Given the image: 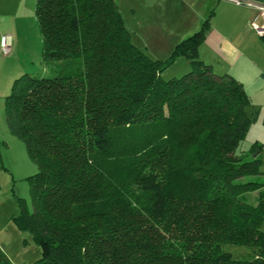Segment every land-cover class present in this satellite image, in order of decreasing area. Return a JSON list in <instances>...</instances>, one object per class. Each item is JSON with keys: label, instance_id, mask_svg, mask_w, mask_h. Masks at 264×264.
Instances as JSON below:
<instances>
[{"label": "trees", "instance_id": "trees-1", "mask_svg": "<svg viewBox=\"0 0 264 264\" xmlns=\"http://www.w3.org/2000/svg\"><path fill=\"white\" fill-rule=\"evenodd\" d=\"M35 14L44 59L83 70L24 73L5 97L37 165L13 217L41 249L30 264H264V143L239 150L260 110L199 56L212 14L167 60L133 42L116 0H36ZM179 58L191 69L164 79ZM0 264H15L1 246Z\"/></svg>", "mask_w": 264, "mask_h": 264}, {"label": "rangeland", "instance_id": "rangeland-1", "mask_svg": "<svg viewBox=\"0 0 264 264\" xmlns=\"http://www.w3.org/2000/svg\"><path fill=\"white\" fill-rule=\"evenodd\" d=\"M34 1H0V7L3 3L9 6H22L20 12L18 14L16 12L14 17L19 29L27 32L29 37L28 46L20 45L18 55L15 54L16 57L14 56L15 61L17 57L21 59L22 73L49 77L80 73L83 70L81 58L44 59L39 24L35 17ZM116 1L121 9L122 17L132 33L133 40L152 57L167 60L174 48L169 45V39L163 34L171 39L170 31L161 29L157 22L153 21V15L146 12L144 7H136V11H134V5H137L136 0ZM163 10V14L169 18H172L173 15H179L174 13L175 3L166 6ZM188 62L187 59H177L175 63L163 71V78L181 77L191 69ZM11 83L13 80L7 86L5 79H0V96L3 95L1 94L3 90L6 94L10 92ZM2 97H0V131L4 129L5 132L14 136L20 147L12 144V142L10 148L0 143L3 147L0 145V246L15 264H30L42 256L41 249L34 240L32 233L22 229L13 217L20 212L21 201L25 202L29 208L31 207L29 177L37 172V165L30 159L24 142L8 129L4 111L5 98ZM263 113L252 124L249 134L239 146L240 151H247L256 139L264 141ZM223 249L230 251L236 258H254V251L248 246L228 243L223 244Z\"/></svg>", "mask_w": 264, "mask_h": 264}, {"label": "crops", "instance_id": "crops-1", "mask_svg": "<svg viewBox=\"0 0 264 264\" xmlns=\"http://www.w3.org/2000/svg\"><path fill=\"white\" fill-rule=\"evenodd\" d=\"M174 1L136 0L137 5H134V11H136V7H144L146 12L153 15V21L157 22L161 29L169 30L171 39L165 34L163 36L169 39V45H172L173 48L178 42L198 31L212 14L204 31V39L199 45V56L205 63L212 65L217 74H231L237 78L252 98L253 104L259 108L260 116L264 111V36L257 34L251 26V20L255 17L256 10L248 6L237 5L229 0ZM256 1L264 2V0ZM174 3V13L179 15L169 18L163 14V8L170 4L174 5ZM34 4L36 7V0ZM21 8V5L16 7L4 3L0 7V37L4 34L12 36V49L9 54H4L0 46V79L4 78L7 86L12 80L14 82L17 76L24 74L22 73L23 66H20L21 59L17 57L15 61L14 58L18 55L20 45L28 46L29 41L28 33L19 29L14 19L15 13L18 14ZM40 40L42 41V35ZM133 42L138 45L134 40ZM9 93L6 94L4 90L1 92L4 98ZM262 123L264 129V115H262ZM11 142L20 147L14 136L2 129L0 143L10 148ZM255 142L264 143L259 139L253 143ZM2 144H0L1 147ZM261 155L262 169L264 170V148Z\"/></svg>", "mask_w": 264, "mask_h": 264}, {"label": "built area", "instance_id": "built-area-1", "mask_svg": "<svg viewBox=\"0 0 264 264\" xmlns=\"http://www.w3.org/2000/svg\"><path fill=\"white\" fill-rule=\"evenodd\" d=\"M237 5H244L256 10L255 17L251 20L252 28L260 36H264V2L256 0H229ZM1 51L4 54H9L12 49V36L10 34H4L0 40Z\"/></svg>", "mask_w": 264, "mask_h": 264}, {"label": "water", "instance_id": "water-1", "mask_svg": "<svg viewBox=\"0 0 264 264\" xmlns=\"http://www.w3.org/2000/svg\"><path fill=\"white\" fill-rule=\"evenodd\" d=\"M259 152H260V149H258V150L255 152V155H257Z\"/></svg>", "mask_w": 264, "mask_h": 264}]
</instances>
